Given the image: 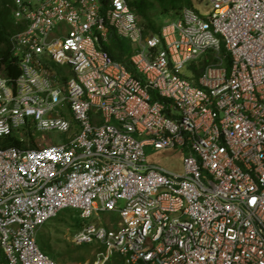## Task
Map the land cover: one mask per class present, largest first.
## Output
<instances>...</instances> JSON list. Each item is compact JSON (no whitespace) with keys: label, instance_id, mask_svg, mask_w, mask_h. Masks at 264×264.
Here are the masks:
<instances>
[{"label":"built area","instance_id":"obj_1","mask_svg":"<svg viewBox=\"0 0 264 264\" xmlns=\"http://www.w3.org/2000/svg\"><path fill=\"white\" fill-rule=\"evenodd\" d=\"M207 3L145 33L128 0H13L20 73L0 71V137H66L0 147L6 264H57L37 236L65 209L119 217L74 232L102 247L90 264H264V0ZM110 30L140 78L101 48ZM146 147L184 150L182 169Z\"/></svg>","mask_w":264,"mask_h":264},{"label":"trees","instance_id":"obj_2","mask_svg":"<svg viewBox=\"0 0 264 264\" xmlns=\"http://www.w3.org/2000/svg\"><path fill=\"white\" fill-rule=\"evenodd\" d=\"M12 2L13 0H0V71L6 76L16 77L20 73V68L18 66V59L13 56L11 38L14 33L22 28V24L15 21ZM100 2H102L104 6H107L110 0H100ZM128 4L135 11L139 24L142 26L145 33H159L165 20L178 16L183 6L192 7L197 12L202 13V10L196 6L194 0H128ZM157 17H161L162 19L159 21ZM101 48L106 51L113 60L123 63L133 76L137 78L141 77L131 61L133 47L128 40L118 36L113 30H110L109 38L101 44ZM209 61L210 58H201L198 64L192 65L195 78H198L200 70ZM8 146L35 147L37 144L34 141L33 133L28 134V141L26 142L21 141L17 134L12 133L0 137V147ZM63 213L68 214L69 218L72 219L74 225L78 228L83 225L84 220L79 217L78 211L65 209L56 217ZM37 242L39 247L52 259L56 260L58 257L62 256L63 252H55L49 238L44 235L38 233ZM99 249H102V247L98 248V250ZM0 258L3 264H6L2 254ZM105 264L125 263L123 257L118 252H113Z\"/></svg>","mask_w":264,"mask_h":264},{"label":"rangeland","instance_id":"obj_3","mask_svg":"<svg viewBox=\"0 0 264 264\" xmlns=\"http://www.w3.org/2000/svg\"><path fill=\"white\" fill-rule=\"evenodd\" d=\"M194 1L201 10L208 11L210 9L207 0ZM157 19L160 21L162 18L157 17ZM184 72L187 71L184 70ZM34 137L44 142L48 140L60 142L66 137V133L58 130H40L35 132ZM184 154L185 152L182 149L158 150L146 147V157L149 162L172 171L182 169ZM118 219L116 213L99 212L93 213L91 217L84 219V223L99 222L105 224L106 220L116 221ZM77 229L78 227L74 225L72 219L66 213L49 220L40 228L39 233L49 238L53 250L63 252L62 256L55 260L57 264H90L96 257L98 243L96 241L77 243L73 238V234Z\"/></svg>","mask_w":264,"mask_h":264}]
</instances>
